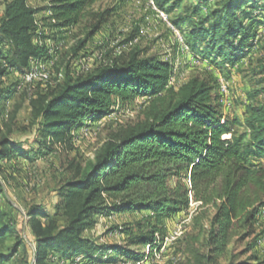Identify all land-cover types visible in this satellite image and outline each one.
I'll use <instances>...</instances> for the list:
<instances>
[{
    "label": "trees",
    "instance_id": "obj_1",
    "mask_svg": "<svg viewBox=\"0 0 264 264\" xmlns=\"http://www.w3.org/2000/svg\"><path fill=\"white\" fill-rule=\"evenodd\" d=\"M94 1L46 0L41 7L27 0L2 1L0 105L17 92V81L6 87L4 78L27 70L31 59L57 56L44 41L56 44L60 31L83 26L82 36L66 53L73 60L85 58V47L113 12L90 10ZM156 5L173 15L172 24L194 56L217 69L233 70L259 53L253 72L264 92V31L258 32L264 29V0H156ZM57 63L53 70L59 73ZM172 75L170 62L140 56L134 48L124 59H108L89 70L70 60L56 82L30 84L18 92L27 96L34 140L23 142L12 136L10 124L0 126V169L16 159L32 162L57 146L74 149L72 129L145 99L136 119L118 125L94 158L84 165L68 164L69 176L54 189L51 209L41 202L27 205L33 255L23 264H58L52 257L69 259L77 253L90 262H104L105 246L85 235L97 224L96 216L151 211L154 222L131 240L144 245L153 241L163 218L188 206L190 196L199 202L192 218L197 232L186 243L187 256L180 264H219L226 256L222 264H251L237 261L229 249L245 239H251L246 249L254 247L255 224L264 208V100L248 103L242 121H222V94L208 76L193 75L174 87ZM180 176L188 177L189 185L168 182ZM12 235L13 244L0 251V264L26 248L14 217L0 208V245Z\"/></svg>",
    "mask_w": 264,
    "mask_h": 264
},
{
    "label": "rangeland",
    "instance_id": "obj_2",
    "mask_svg": "<svg viewBox=\"0 0 264 264\" xmlns=\"http://www.w3.org/2000/svg\"><path fill=\"white\" fill-rule=\"evenodd\" d=\"M2 1L0 0V13ZM45 4L46 0H36L34 6L41 7ZM105 8L113 9V12L107 23L85 47L83 51L86 54L85 58L73 60L71 54L66 53L75 44L77 38L82 36L80 33L83 26H72L58 33L56 44L59 48L56 62H58L59 73L54 70L55 75L51 77V80L56 82L58 78H61L63 68L70 60L77 68L89 70L107 62L108 59L115 57L124 59L130 50L136 48L140 56L156 55L172 64L173 75L170 85L174 87L186 82L193 75H200L208 76L216 84L219 92L220 81H223L228 90V104L226 107L223 105L222 99L224 98L221 95L222 111L229 121L234 119L242 121L245 106L248 103L264 100V92L261 91L263 85L258 82V76L253 72L254 66L258 63L259 53L253 54L250 62L244 61L233 70H220L209 61H201L194 56L193 52L183 43L179 30L172 24L173 15L161 11L156 5V0H95L90 6L92 11ZM160 12L166 16V19L161 17ZM36 18L39 19V15ZM263 31V28L258 29L259 33ZM178 38L182 41L180 42ZM50 42V44L54 43V41ZM17 78L16 72L10 73L4 78L3 86L12 85L18 80ZM35 83L39 82L25 83L23 88L14 93L3 106L0 105V126L10 124L13 130L12 136L23 142L33 141L34 131L28 124L27 96L18 95V92L29 84ZM144 100L140 98L128 105L118 107L117 113L109 117L110 121L109 118L102 119L78 130L72 129L74 149L57 146L51 153L37 157L32 162L16 159L3 163L0 169V208L14 217L16 226L26 243V248L19 249L8 264H23L22 262L26 259H30L31 262L33 246L32 237L26 225L27 205L32 202H41L51 209L56 201L54 189L69 176L66 169L68 164L73 161L84 165L86 161L94 158L108 135L116 130L118 125L136 119ZM14 110L16 111L15 118L10 119ZM231 127L234 126L231 125ZM25 146L28 149L31 148L30 145L25 144ZM261 163L264 164V158L261 159ZM168 182L170 184L181 182L189 185V178L172 177ZM189 198L187 207L163 218L160 231L155 232L154 239L150 243L135 244L131 240L149 229L147 223L154 222L151 211H127L99 215L95 217L97 224L88 229L85 235L105 246L101 252L104 262H90L82 253H77L69 259L52 258L56 259L58 264H180L187 256L186 243L197 232L192 228V218L199 212L197 209L199 202L193 201L191 196ZM261 210L255 224L254 247L246 249L251 239H245L229 249L230 251L233 249L237 261L248 260L251 264H264V208ZM126 229L130 230L129 234L122 232ZM14 239L15 235L9 237L0 245V251L8 249ZM146 245L151 247L147 249ZM115 247L121 249L123 253L116 251ZM125 252H129L130 255ZM132 254L141 257L136 260L130 257ZM98 255L96 253L94 256ZM227 257L219 259V264L226 262ZM108 259L111 261L107 262Z\"/></svg>",
    "mask_w": 264,
    "mask_h": 264
},
{
    "label": "bare ground",
    "instance_id": "obj_3",
    "mask_svg": "<svg viewBox=\"0 0 264 264\" xmlns=\"http://www.w3.org/2000/svg\"><path fill=\"white\" fill-rule=\"evenodd\" d=\"M161 17L163 19H166V16L163 13H161ZM181 41H182V39H181ZM39 43L41 44L42 42L39 40ZM44 43L47 46V48L50 50V52H53L55 50H58V48H59L58 44H53V43L50 44L51 42L48 39H46L44 41ZM53 55H54V57H52V58H50L48 60L31 59L30 60V67L27 70H25V71H23V72H21L19 74H29V73H32V79H30L29 76H22V78L21 79H18L17 82H16V90L17 91L21 90L23 88V86H24L25 83H34L35 81H38L39 83L41 82V83L47 84L48 82H51V77L54 75L53 67L55 66V63L57 61V56L55 54H53ZM84 66H86V65H84ZM84 68H86V67H84ZM221 86H222L223 93H225L226 97L228 98L227 86L224 84L223 81H220V84H219V89H220L219 92L222 94ZM223 105H225V107L227 106L226 105V99L225 98L223 99ZM223 120H224V114H223L222 121ZM261 212H262V210H261ZM149 247H151V246L146 245V248L147 249H149Z\"/></svg>",
    "mask_w": 264,
    "mask_h": 264
},
{
    "label": "built area",
    "instance_id": "obj_4",
    "mask_svg": "<svg viewBox=\"0 0 264 264\" xmlns=\"http://www.w3.org/2000/svg\"><path fill=\"white\" fill-rule=\"evenodd\" d=\"M178 39H179L180 42H181V38H178ZM181 44H182V43H181ZM16 74L18 75V78H17V79H21L22 76H29L30 79H32V73H29V74H19L18 72H16ZM221 90H222V86H221ZM222 94H223V98L226 99V105H227V104H228V99H227L225 93H223V90H222Z\"/></svg>",
    "mask_w": 264,
    "mask_h": 264
},
{
    "label": "crops",
    "instance_id": "obj_5",
    "mask_svg": "<svg viewBox=\"0 0 264 264\" xmlns=\"http://www.w3.org/2000/svg\"><path fill=\"white\" fill-rule=\"evenodd\" d=\"M27 2H28L29 5L34 6V3H36V0H27ZM37 2H38V1H37ZM38 15H39V17H42V16L47 15V13L44 12V13H40V14H38Z\"/></svg>",
    "mask_w": 264,
    "mask_h": 264
}]
</instances>
